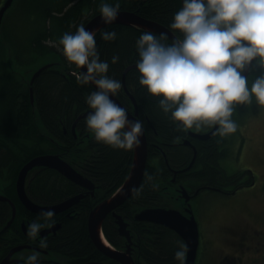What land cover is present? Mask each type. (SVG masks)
<instances>
[{"label": "trees", "instance_id": "obj_1", "mask_svg": "<svg viewBox=\"0 0 264 264\" xmlns=\"http://www.w3.org/2000/svg\"><path fill=\"white\" fill-rule=\"evenodd\" d=\"M73 1L26 0L24 7L36 17V24L41 23L36 26L27 47L20 43L17 35L10 33L6 19L3 30L0 31V171L8 170L9 172L12 181L8 187H5V193L17 206V215L11 226L7 229L0 228V261L12 246L35 242V239L24 233L23 221L40 219L44 222L43 214L30 211L19 200L15 184L21 167L37 155L56 152L73 165L82 168L85 173L101 183L103 189L95 197L87 196L82 199L77 205L79 211L76 216L62 218L64 225L59 233V240L56 242L52 240L48 244L52 245V248L67 251V256L72 258L70 264H79L82 260L90 259H107L110 264H119L107 258L93 243L88 231V216L93 206L114 193L123 183L131 168L134 149L113 148L97 141L95 134L88 130L86 119L78 123V136L75 137L72 131L74 119L83 110L89 109L86 96L96 89L91 83L81 84L75 76L67 72L70 68L77 67L75 64H70L66 71L57 66L48 67L39 74L33 84L30 82L34 72L30 76L29 71L35 69L31 68L35 56L54 49L48 43L49 40L58 43L64 32H75L79 24H86L91 17L100 13L102 0H78L72 3ZM151 1L156 4L155 11L149 8ZM108 2L115 4L117 0H108ZM119 3L120 9L135 11L169 26V15L175 13L170 9L177 5L180 9L181 0H119ZM86 9L89 10L86 11ZM107 27L116 29L118 37L115 41H104L100 31L96 33L100 56L101 59H106L110 63L108 75L119 79L122 83V87L117 91L118 96L133 110L132 101L123 87L122 74L126 66L135 61L132 58L136 50L135 42L143 31L131 25L111 24ZM167 42L169 43V40ZM56 52L59 53L57 50ZM114 54L120 57L115 64L111 63V57ZM59 55L61 56L60 53ZM139 75L137 70H131L127 77V85L139 103L140 118L147 127L149 140H152L153 133L156 131L160 133V137L156 136V139L167 137L174 141L175 137L180 135V128L170 119V113L163 112L157 98L151 96L145 86L139 83ZM31 86L34 88V103L31 102L30 97ZM147 119H150L152 124L147 122ZM169 131L171 133H168ZM86 132H90L89 139L86 138ZM179 145L164 148L169 153L167 156L170 164L182 167L186 165L188 156ZM86 147L93 149L92 160L89 157V160L86 158L88 156ZM88 161L92 163L91 169L88 168ZM157 166L159 173L147 166L140 188L131 199L119 207L121 215L133 220L134 213L139 210L161 205L162 202H157L155 200L157 198L150 195L156 192L155 178H162L161 173H164L161 170V167L165 170L166 166L164 156L160 157ZM189 174L193 177L198 176L197 172ZM163 178L167 179L166 176ZM28 190L34 200L46 203L53 196L67 198L76 194L81 187L55 169L41 168L32 175ZM11 214V205L6 201H0V223H7ZM49 224L46 223V226ZM134 225L132 229L135 240L139 242L136 250L139 260L153 262V249L150 245L157 251V256H161L159 258H163L166 253L170 262L175 259L174 253L179 246L178 241L173 240L172 243H167L165 242L166 234L160 232L156 235L158 241L154 244L150 239L152 237L148 238L146 232L150 233L148 229L151 226L160 227L147 222H136ZM103 230L115 247L119 249L125 247V238L119 235L116 219L111 213L104 221ZM10 231L14 235L9 233ZM78 256L82 258H76ZM39 260L41 264H46L44 259ZM15 264H24V260Z\"/></svg>", "mask_w": 264, "mask_h": 264}, {"label": "clouds", "instance_id": "obj_2", "mask_svg": "<svg viewBox=\"0 0 264 264\" xmlns=\"http://www.w3.org/2000/svg\"><path fill=\"white\" fill-rule=\"evenodd\" d=\"M119 10V0L115 4L102 0L100 18L106 27L99 31L104 41L118 37L116 29L107 26L117 20ZM169 28L182 37L168 43L167 33L146 30L136 39L139 83L180 129L216 126L221 136L236 132L238 125L232 117L237 104H251L254 97L264 106V75L250 82L244 74L255 67L264 69V0H183ZM58 43L68 62L81 69L77 80L96 86L86 96L92 110L86 126L95 139L124 150L141 146L144 123L130 119L113 99L122 83L108 75L110 63L101 59L96 31L81 23L75 32H64ZM119 59L114 54L111 63ZM53 215L54 210L48 209L44 222L30 221L28 236L39 237L46 223L54 222ZM39 246L46 248L47 240L40 238ZM188 252L189 245L180 241L174 253L179 264H185ZM38 257L34 250L24 264H41Z\"/></svg>", "mask_w": 264, "mask_h": 264}, {"label": "flooded vegetation", "instance_id": "obj_3", "mask_svg": "<svg viewBox=\"0 0 264 264\" xmlns=\"http://www.w3.org/2000/svg\"><path fill=\"white\" fill-rule=\"evenodd\" d=\"M182 6H183V0H181L180 8ZM149 8L152 9L153 11H155L156 4H154L151 1ZM177 10H179L178 5L176 7L173 6L170 9V11H172V12H176ZM173 16H174V14L169 15V21H168L169 25L172 22ZM152 20H154V19H152ZM154 21H157V20H154ZM157 22H160V21H157ZM160 23L163 24L162 22H160ZM163 25H165V24H163ZM165 26L169 28V26H167V25H165ZM135 27H137V29H140L141 31L147 30L143 27H138V26H135ZM173 32L176 36L182 37V34L179 33L178 31H173ZM156 34H158V33H156ZM168 40L170 43L171 40L169 38H168ZM132 58L135 61L133 63H131L130 65H127L126 68L128 66H131V65H134L135 67L130 68L128 70V72H126V74H125V70H126V68H125V70L123 71V74H122L123 87H124V90L127 94L130 91L129 87L127 85V77H128L131 70H133V69L137 70L136 61L139 59V55H138L137 50H135V53L133 54ZM67 61L68 60L66 58H64L63 61L58 62L60 68L64 71H66L67 67L70 65V63ZM253 63H255V62H253ZM262 71H264V69H261L259 67L252 68L248 74V77H250L254 73L259 74ZM67 72L70 74L69 71H67ZM124 76H125V81H124ZM116 95L118 96V94H116ZM121 95L124 96V94H121ZM128 97H129V94H128ZM118 98L123 103L122 99L119 96H118ZM134 98L136 99L135 96H134ZM136 101H137V99H136ZM125 106L128 109H130L131 111L136 110V105L135 106L133 105L134 106L133 110L131 108H129L127 105H125ZM248 108H249V104H239L238 110H237V107L235 106V111L233 113L232 118L236 121V123H238L241 120V118L246 113H248V111H249ZM88 110H90V108L83 110L80 114L77 115V117L74 119L72 128L74 127V125H76V128H77L78 123L81 120L86 119L83 117V118L79 119L78 122L76 123V120L78 119V117L81 114L87 112ZM137 111H138L137 117L143 121V119L140 118V110H139L138 101H137ZM254 112H257L254 114H259L261 111L259 109H256ZM147 122L152 124L150 119H147ZM214 128H215V126H202L201 128L197 129L194 126L193 128L187 129V130L180 129L181 130L180 135H179V137H175L174 141L169 140V138H167V137H165V139H161V138L156 139V136L160 137V133L155 131L153 133L154 137H152V140L150 141L148 138L149 134L147 131V127L144 124V129L146 132V137L148 140V149H149L146 168H147V166L152 167V168H154V170H156L159 173L160 171L158 170L157 163H159L161 156L165 157V162H166L165 170L160 166L162 172H164V173H161V174H163L162 178H159V177L155 178V180H156V185H155L156 190L155 191L156 192H155V194L150 195L153 197L155 196L154 198H157L155 200H158L159 198L165 199L166 202L162 203L163 204L162 206H167L168 208L178 209L181 212H183L185 215L190 216L191 213L188 212L187 210L193 209V206H192L193 198L200 196L205 191H218L224 195L233 196V195H236L237 193L245 190V188L254 187L257 183L256 175L254 174L256 170L254 167L248 165L246 163V160H245L246 157L251 152H256L257 156L258 157L260 156L261 165H260V167H258L259 173H257V174L260 175L261 173H263V177H264V148H258L260 143H258L256 141L255 137H253L251 134L245 132L244 129H242V126H239V129H240L239 131L228 134L226 136H221L217 131L210 138H201V137L193 135V133L207 134V133L211 132ZM168 133H171V131H169ZM86 135H87L86 138L89 139L90 132H86ZM178 144H180L179 146L183 147L184 151L186 152V154L188 156V158L186 159V165H184L182 167H178L177 165L173 166L170 164V160L167 156L169 153L164 148V147H171V146L173 147V146H176ZM261 144H264V134L262 135ZM67 150H69V148H67ZM87 153H88V156H86L87 160H89L88 157L91 158V160H92V157H91L92 156V150L89 149V151H87ZM195 153H196V159H195L193 166L188 170H184L191 163ZM49 154H58V153L50 152ZM133 158H134V151H133ZM236 159L239 161L241 168L244 169L243 170L240 168L241 170H243L245 172L244 175H246V178H243V176H241L243 174H240L239 172L234 173L232 175L227 174L228 173L227 171L229 170V168L235 166ZM88 162L90 165V166L88 165V168L91 169L92 163L90 161H88ZM132 163H133V159H132ZM132 163H131V167H132ZM75 168H77V167H75ZM77 169L79 171L82 170V168H77ZM145 172H146V170H145ZM191 172H195V173L197 172L198 176L193 177L192 174L191 175L189 174ZM225 175L228 176V178L225 177ZM144 176H145V174H144ZM164 176H166L167 179L163 178ZM231 176H234V177H231ZM219 177H220V179H218ZM123 183H124V181H123ZM96 186H98L97 182H96ZM182 187H184L188 190V193L190 195V199L188 201L185 199L184 195L182 194L183 193V191L181 190ZM167 188H170V189L172 188L173 192H169V190L166 191ZM96 190H98V188H96ZM78 193H85L86 195L91 196L90 191L86 187H81V190L78 191ZM167 195H168V197H165ZM95 196L96 195H93V197H95ZM261 198L264 199V191H262V193H261ZM61 199L62 198H58V197L53 196V198L51 200H48V202H46V203L53 202V204H55V203L60 202ZM168 199L174 202L173 207L170 206ZM41 203H43V202H41ZM124 204H122V205H124ZM117 209H119V207ZM78 211L79 210H77V205H75L66 211H61L59 213L54 214L52 219L53 220L55 219L56 222L58 224H60V228H58L56 232H53V231L49 232L48 235L45 237H42L40 235L39 238H36V242L32 243V245L36 247L33 249L37 252H39L40 249H43L44 251L48 250V251H46L47 253L43 254L44 262L46 264H70L72 262V258L67 256V253H68L67 251L65 252V251L58 250L56 248H52V245H50L48 243H50L52 240H54V242L59 240L58 236H59V233L62 231L63 225H64V221H62V218H65V217L72 218V217L76 216ZM214 219H216V218H214ZM136 222H147V223H150L151 225H155V226L157 225V227H160V228H155V227H152L150 225L151 227L148 229V231H150V234L152 236V238H150V239H152L151 241L154 244H156V242L158 241V239L156 238V235H158V233H160V232H163L166 234L165 236H167V238H166L165 242H167V243H172L173 240L178 241V242H180V241L185 242V240L175 230H173L172 228L166 227L162 224H159V223L133 219L129 222V225H130L129 228H132L131 226H133ZM258 223H259L258 226H254L253 224L247 225L243 230H239L238 228H233L232 226H225L226 230L231 232V237H225V238L227 239L229 246L233 250L245 252V255L249 251L254 252L255 255H250L251 258H250V260H248V263H250V264H264V255H263L264 254V245H263V242L262 241H257V242L253 241L249 247L247 246V239H248L250 231L252 229H255V227H257L256 229H260L261 227H262V229H264V223L261 224L260 222H257V224ZM118 233H119V230H118ZM258 233H259V231H258ZM119 235L121 237H123L120 233H119ZM40 238H45L47 240L48 247L41 248L39 246L38 241L40 240ZM132 240H133L132 241V247L134 248V250H137L139 242H138V240H135L134 237L132 238ZM141 244L142 243L140 242V247H141ZM97 249H98V247H97ZM151 249H153V256H152L153 262L152 263H179V261L175 260V259L171 260V262H170L168 260L169 257H167L168 255L166 253H164L163 258H159L161 256H157V254H156L157 251L155 250V248L152 246ZM51 251L58 253V254H62L63 259H57L56 257H52V256L48 255ZM135 252L133 253L135 263H137V264L142 263L138 259V256H137V254H135ZM76 258H82V256H78ZM40 259H42V258H40ZM111 260H113V259H111ZM90 261H101V262L110 264V262L107 261V259H92ZM238 261H240L241 264H244L242 255L241 254H232L230 252V253H226L223 255V257L221 258L220 264H238ZM86 262H89V260H82L80 263L83 264ZM116 262H118V261H116ZM118 263H120V262H118Z\"/></svg>", "mask_w": 264, "mask_h": 264}, {"label": "water", "instance_id": "obj_4", "mask_svg": "<svg viewBox=\"0 0 264 264\" xmlns=\"http://www.w3.org/2000/svg\"><path fill=\"white\" fill-rule=\"evenodd\" d=\"M14 0H6L4 5L0 8V27L3 21V17L5 15V12L7 9L12 5ZM120 15L117 18L116 21H114L112 24H121V25H131V26H138L143 27L147 30H151L155 33L161 34V33H167L168 38L172 40L176 37L174 32L166 27L165 25L153 21L151 19H147L140 14L129 11V10H123L120 9ZM101 13L95 15L92 17L87 23L86 28L89 30H94L96 33L105 27L106 25L102 22ZM48 65H44L40 67L32 76L31 78V84L34 83L37 76L48 67ZM132 67H135L134 65L128 66L125 70L128 72V70ZM81 70V69H80ZM86 71V68L83 69ZM250 70H245L244 74L248 76ZM125 81V76H124ZM125 83V82H124ZM92 84V83H91ZM95 88L96 86L92 84ZM30 94H31V101L34 102V89L31 86L30 88ZM133 97V96H132ZM113 99L116 100L117 103H119L122 107H124L129 115V118L132 120L138 119V111L131 112L128 110L125 105L120 101L117 95L113 96ZM134 103L137 108V102L136 99L133 97ZM87 112L81 114L78 119L76 120V123L81 118H86ZM218 127V126H217ZM76 125H74L73 130L75 132ZM145 132V129H144ZM216 132V126L215 128L207 133V134H199V133H193V135L201 137V138H210L213 136ZM141 146L138 148H134V158L132 167L130 169L129 175L124 181L121 188L114 193L109 198L102 201L100 204L92 208L90 211L89 217H88V229L90 233V237L95 243V245L98 247V249L106 254L108 257H111L113 259L118 260L121 264H136L134 257L132 255V235L131 231L129 229V223L125 220V218L116 212V209L120 207L122 204H124L128 199H130L137 189L140 187L145 170L147 165V158H148V140L145 135L141 137ZM189 142V141H188ZM196 159V153L191 161V163L185 168L184 170L190 169ZM39 166H45V167H51L59 172L63 173L65 176H67L69 179L73 180L74 182L86 187L89 189L91 194L95 193L96 185L95 183L89 179L88 177L84 176L81 172L77 171L70 163H68L66 160H64L60 155L58 154H43L38 155L36 157H33L31 160L26 162L22 168L19 171L16 187H17V193L19 195V198L23 202V204L31 211L33 212H42L44 213L48 209L54 210V213H59L61 211H64L74 204L79 203L82 197L86 196V194H78L76 196H73L66 201L55 204V205H42L39 203L34 202L27 194L26 190V181L29 172ZM183 195L185 199L188 201L190 199V195L188 191L182 187ZM0 200L9 201L13 206V217L8 222L7 225H10L12 221L14 220V217L16 215V206L14 202L7 196L0 195ZM188 212L191 213L190 216L185 215L183 212H181L178 209L174 208H164V207H149L145 208L142 211L138 212L135 216L137 220L142 221H151L154 223L162 224L166 227L172 228L175 230L189 245V252L186 257L185 264H196L197 257H198V251L200 247V228L198 221L196 219V216L194 214L193 209H188ZM113 213V215L117 219L118 223V230L119 233L123 236H125L128 240L127 242V249L125 251L123 250H117L111 247L106 243V241L103 238L102 233V226L103 222L106 219L107 215L110 213ZM60 227V224H55L50 228H46L41 231L42 236H46L49 232L53 231L56 232L57 229ZM26 247H34L32 245H20L14 247L6 257L0 262V264H11L17 260L12 258L13 254L15 252H18ZM83 264H107L101 261H89Z\"/></svg>", "mask_w": 264, "mask_h": 264}, {"label": "rangeland", "instance_id": "obj_5", "mask_svg": "<svg viewBox=\"0 0 264 264\" xmlns=\"http://www.w3.org/2000/svg\"><path fill=\"white\" fill-rule=\"evenodd\" d=\"M4 0H1L0 6ZM26 0H15L12 6L8 9L6 13V22L9 26L8 30L13 35H17L20 43H23L24 47H27V43L34 33L36 26L41 24L38 22L36 24V17L29 13L28 10L24 7ZM89 9H86V11ZM86 13V12H85ZM50 23V21H48ZM50 45L53 46V51H50L45 54H37L34 58V62L31 65V68H40L46 63L49 64V61L52 60H63L62 46L56 43H51L55 41L49 40ZM56 50L61 54L56 52ZM35 54V53H33ZM65 58V57H64ZM49 62V63H48ZM46 64V65H47ZM29 69V67H27ZM35 69H33L35 71ZM33 70L30 69V76ZM26 73V72H25ZM28 73V75H29ZM258 75H264V71L259 74H252L249 77L250 82L256 78ZM249 111L246 113L241 120L237 123V131H239V126H242L245 132L251 134L256 138V141L259 144L258 148H264V144H261L262 135L264 134V106L259 105L255 98L253 97L252 103L249 104ZM256 109H259L261 112L259 114H254ZM250 118V119H249ZM63 142V141H62ZM86 151H89L92 148L86 147ZM256 152H251L246 157V163L255 168V175L257 183L252 188H245V190L237 193L233 196L224 195L218 191H205L200 196L193 198L192 206L193 211L198 221L200 227V247L198 251V257L196 264H220L221 258L226 253L232 254H241L244 264L248 263L250 260V255H255L254 252L249 251L246 255L245 252H240L238 250H233L225 237H231V232L226 230L225 226H232L233 228H238L243 230L247 225L253 224L258 226L260 222L264 223V199L261 198V193L264 191V177L263 173L258 175V167L261 165L260 156L257 158ZM241 166L239 161L236 159L235 166L229 168L227 171L228 175L239 172L243 174V178H246L245 172L240 169ZM7 169V168H6ZM238 170V171H237ZM228 178V176L225 175ZM234 177V176H231ZM220 179V177L218 178ZM11 178L9 176L8 170L0 171V195H3L4 188L7 183H10ZM185 184V183H184ZM173 192V189L167 188L166 191ZM163 191V190H162ZM165 194V193H164ZM165 197H168L165 196ZM161 199V198H160ZM169 200V199H168ZM159 203L166 202L165 199L157 200ZM161 203V205H163ZM170 206H174V202L169 200ZM216 218V219H214ZM4 223H0V228H2ZM263 226V225H262ZM252 229L249 233L247 239V246L249 247L253 241H262L264 245V229ZM259 231V233H258ZM9 233H13L10 231ZM134 233V231H133ZM135 234V233H134ZM14 235V233H13ZM147 237H152L149 232H146ZM135 239V238H134ZM152 247V245H150ZM34 250L27 249L23 252L17 253L18 256H28ZM136 251V250H134ZM39 253V252H38ZM135 254H137L135 252ZM42 255L39 253V256ZM48 255L56 257L57 259H63L62 254L55 253L51 251ZM264 255V254H263ZM142 263L154 264L150 262H145L140 260ZM246 262V263H245ZM140 263V264H142ZM81 264V263H79ZM238 264H241L238 261Z\"/></svg>", "mask_w": 264, "mask_h": 264}, {"label": "bare ground", "instance_id": "obj_6", "mask_svg": "<svg viewBox=\"0 0 264 264\" xmlns=\"http://www.w3.org/2000/svg\"><path fill=\"white\" fill-rule=\"evenodd\" d=\"M54 214H56V213H54ZM109 215V214H108ZM107 215V216H108ZM123 216V215H122ZM124 217V216H123ZM105 221V220H104ZM103 224H104V222H103ZM102 228H103V226H102ZM103 238H104V240L107 242V244H109V245H111L110 244V242L104 237V235H103ZM105 256L107 257V258H110V259H113V258H111V257H108L106 254H105ZM114 261H118V260H116V259H113Z\"/></svg>", "mask_w": 264, "mask_h": 264}]
</instances>
